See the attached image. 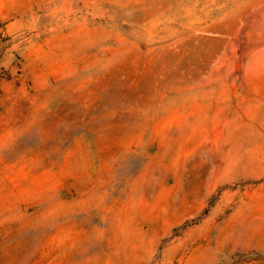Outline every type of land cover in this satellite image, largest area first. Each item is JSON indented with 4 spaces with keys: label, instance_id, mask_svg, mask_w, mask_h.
Instances as JSON below:
<instances>
[{
    "label": "rangeland",
    "instance_id": "rangeland-1",
    "mask_svg": "<svg viewBox=\"0 0 264 264\" xmlns=\"http://www.w3.org/2000/svg\"><path fill=\"white\" fill-rule=\"evenodd\" d=\"M236 42L264 0H0V264H264Z\"/></svg>",
    "mask_w": 264,
    "mask_h": 264
},
{
    "label": "crops",
    "instance_id": "crops-1",
    "mask_svg": "<svg viewBox=\"0 0 264 264\" xmlns=\"http://www.w3.org/2000/svg\"><path fill=\"white\" fill-rule=\"evenodd\" d=\"M239 78L247 88L264 97V43L243 48Z\"/></svg>",
    "mask_w": 264,
    "mask_h": 264
},
{
    "label": "water",
    "instance_id": "water-1",
    "mask_svg": "<svg viewBox=\"0 0 264 264\" xmlns=\"http://www.w3.org/2000/svg\"><path fill=\"white\" fill-rule=\"evenodd\" d=\"M241 48H242L241 43L236 42L233 47V51L231 53L229 60V67L234 81H237L239 79V71L241 64Z\"/></svg>",
    "mask_w": 264,
    "mask_h": 264
},
{
    "label": "bare ground",
    "instance_id": "bare-ground-1",
    "mask_svg": "<svg viewBox=\"0 0 264 264\" xmlns=\"http://www.w3.org/2000/svg\"><path fill=\"white\" fill-rule=\"evenodd\" d=\"M206 81V80H205ZM210 81V80H209ZM197 98V97H196ZM168 130H169V128H168ZM164 134V133H163ZM133 147V146H132ZM236 163V162H235Z\"/></svg>",
    "mask_w": 264,
    "mask_h": 264
}]
</instances>
